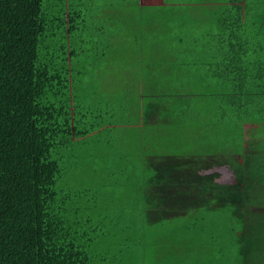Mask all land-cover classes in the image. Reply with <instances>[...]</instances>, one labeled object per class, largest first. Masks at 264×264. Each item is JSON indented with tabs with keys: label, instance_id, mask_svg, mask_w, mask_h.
Wrapping results in <instances>:
<instances>
[{
	"label": "trees",
	"instance_id": "obj_1",
	"mask_svg": "<svg viewBox=\"0 0 264 264\" xmlns=\"http://www.w3.org/2000/svg\"><path fill=\"white\" fill-rule=\"evenodd\" d=\"M78 17L68 0H0V264H95L91 240L67 217L74 198L65 188L76 147L109 124L100 111L94 119L105 124L87 125L92 111L76 94ZM261 153L149 158L147 218L230 207L241 264H264Z\"/></svg>",
	"mask_w": 264,
	"mask_h": 264
},
{
	"label": "rangeland",
	"instance_id": "obj_2",
	"mask_svg": "<svg viewBox=\"0 0 264 264\" xmlns=\"http://www.w3.org/2000/svg\"><path fill=\"white\" fill-rule=\"evenodd\" d=\"M87 8L85 3L84 10L89 17ZM85 24L91 27H85L80 33L84 45L80 46L79 35L74 42L82 51L92 49L90 43L98 40L93 21L86 20ZM81 55L74 58L73 69L77 77L76 94L92 111L84 121L87 125L105 124L104 117L98 118L96 123L94 114L107 111L105 120L109 124L76 147L75 166L67 171L65 188L72 190L74 198V213L69 212L67 217L77 219L82 233L91 240L94 263L241 264L240 246L234 239L241 224L233 218L230 207L201 209L155 223L147 218L146 199L154 170L147 160L145 162V156L151 158V153L161 154L155 155L157 157L191 156L193 151L198 154L196 148L191 150L192 142L194 146L207 144L208 153L206 149L199 150L205 152L204 155L227 156L239 149L228 146L240 143L227 139L228 134L236 132V125L230 128L227 126L232 124L220 123L230 116L223 115L222 109L213 102L203 100L205 93L190 92L189 97L174 105L172 116L167 113L168 117L161 118V123L147 122L141 127L142 134H146L143 136L155 137L159 148L152 151L149 148L154 146H149L142 156L130 155V144L136 142L131 139L138 135L135 134L138 127L123 123L121 114L114 115V112L119 113L118 106L125 98L137 103L132 94L124 90L123 68L99 81L95 69H110L107 66L110 61H94L92 53ZM201 117H205V124H195Z\"/></svg>",
	"mask_w": 264,
	"mask_h": 264
},
{
	"label": "crops",
	"instance_id": "obj_3",
	"mask_svg": "<svg viewBox=\"0 0 264 264\" xmlns=\"http://www.w3.org/2000/svg\"><path fill=\"white\" fill-rule=\"evenodd\" d=\"M68 2L79 14L80 46L84 45L80 33L91 27L85 21L91 19L92 28H97L98 40L90 43L92 49L82 51L76 46L79 48L76 50L80 55L92 53L94 61H110L107 64L110 69H95V77L102 81L123 68L124 90L137 100L134 103L125 98L118 106L122 121L138 127L135 132L138 135L131 139L136 142L130 144V155L142 156L149 146H154L149 149L156 151L159 142L156 143L155 137L143 136L141 127L147 122L161 123V118L168 117L167 113L173 115L176 103L189 97L190 92H200L205 93L203 100L213 102L223 115L230 116L220 123L232 124L227 126L230 128L236 125V132L228 134L227 139L239 140V145L228 146L239 149L226 154L227 157L247 155L248 151L263 152L264 156V95L230 94L264 92V4L247 5L242 0ZM244 38L248 40L247 50ZM204 120L201 117L195 124L200 125ZM191 145V150L196 148L198 154L193 151L191 156L184 157L203 156L205 152L199 150L209 151L207 144L194 146L192 142ZM151 154V157L161 155ZM149 158L145 156V162Z\"/></svg>",
	"mask_w": 264,
	"mask_h": 264
}]
</instances>
